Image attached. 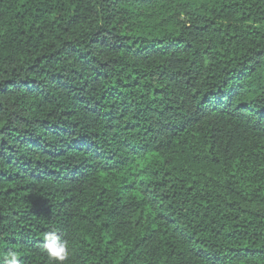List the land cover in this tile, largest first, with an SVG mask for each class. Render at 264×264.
Wrapping results in <instances>:
<instances>
[{
    "label": "trees",
    "instance_id": "obj_1",
    "mask_svg": "<svg viewBox=\"0 0 264 264\" xmlns=\"http://www.w3.org/2000/svg\"><path fill=\"white\" fill-rule=\"evenodd\" d=\"M264 264V0H0V264Z\"/></svg>",
    "mask_w": 264,
    "mask_h": 264
},
{
    "label": "clouds",
    "instance_id": "obj_2",
    "mask_svg": "<svg viewBox=\"0 0 264 264\" xmlns=\"http://www.w3.org/2000/svg\"><path fill=\"white\" fill-rule=\"evenodd\" d=\"M43 249L52 264H66L70 260L71 246L69 240L55 231L44 234ZM3 264H20L19 254L16 251H9L3 257Z\"/></svg>",
    "mask_w": 264,
    "mask_h": 264
}]
</instances>
